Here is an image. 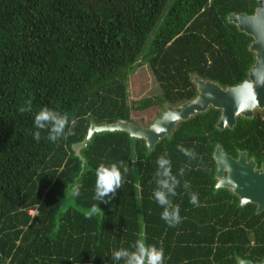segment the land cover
I'll use <instances>...</instances> for the list:
<instances>
[{
    "label": "trees",
    "instance_id": "16d2710c",
    "mask_svg": "<svg viewBox=\"0 0 264 264\" xmlns=\"http://www.w3.org/2000/svg\"><path fill=\"white\" fill-rule=\"evenodd\" d=\"M256 7V0H0V264H123L113 250H131L137 239L162 248L164 264L264 261V212L189 202L213 173L204 135L216 141V110L179 121L151 151L123 131L94 133L77 154L72 148L90 123L147 127L131 112L193 99V76L220 86L243 81L254 63L252 38L227 16ZM141 65L161 93L131 107L128 81ZM29 103L32 111L21 113ZM44 106L67 114L69 126L75 119L74 134L53 143L40 130L37 142L34 115ZM165 153L180 181L170 197L180 208L176 227L153 198ZM202 160L211 171L201 170ZM101 163H117L123 176L109 203L94 199ZM77 184L73 197L67 189ZM93 205L101 212L87 218Z\"/></svg>",
    "mask_w": 264,
    "mask_h": 264
},
{
    "label": "water",
    "instance_id": "95a60500",
    "mask_svg": "<svg viewBox=\"0 0 264 264\" xmlns=\"http://www.w3.org/2000/svg\"><path fill=\"white\" fill-rule=\"evenodd\" d=\"M256 2L257 7L252 15L231 13L227 16V21L235 25L239 32L252 38L248 50L254 55V63L248 70L247 80L235 87H229L223 90L216 84L202 81L195 76L192 82L195 85L197 95L193 99L178 106H165L161 115L147 127L143 128L124 120H118L116 123L106 125H95L90 123L83 141L72 146L75 154L78 153V149L86 146L94 133L102 131L126 132L132 138L143 139L147 149L151 151L161 139L171 135L173 128L179 121L188 120L197 113L205 112L209 106L221 110L220 121L217 124L219 129H222L225 125L231 127L237 115L247 118L252 116L253 109H263L264 0H256ZM157 127L164 129V131L157 133L155 131ZM213 156L218 165L217 175H220L221 168L225 165V167L230 166L231 161L218 146L215 148ZM247 168L248 174H251L253 177L251 186L255 182L254 180L259 178V183L255 185H258V189L264 190V175H259L257 172L251 171L250 166ZM262 168L264 169V165ZM253 201H255L257 205L256 213H260L264 210V202H261L260 199H253ZM237 264H264V261L252 263L248 260H238Z\"/></svg>",
    "mask_w": 264,
    "mask_h": 264
},
{
    "label": "clouds",
    "instance_id": "9594fccd",
    "mask_svg": "<svg viewBox=\"0 0 264 264\" xmlns=\"http://www.w3.org/2000/svg\"><path fill=\"white\" fill-rule=\"evenodd\" d=\"M31 112V104L27 107H21L20 112ZM76 124L75 119L71 121L69 126V118L67 114L61 113L47 106L42 107L34 115V127L37 131L33 132V138L39 142L41 139V131L46 130L48 132L47 139L53 143L57 140L67 138V136L73 135V128ZM67 128V132L65 129ZM157 133L164 131L161 128H155ZM177 150L190 160L196 159V153L192 149H188L183 145H177ZM157 170L154 174L153 181L156 188L153 191V198L157 204L163 209L161 213V219L169 226L176 227L181 223L180 208L179 205L173 204L170 197H174L176 189L180 186V181L176 175L172 173L171 161L167 158V153L160 155L156 160ZM126 172L127 169L125 168ZM184 168L180 169L179 175H184ZM96 173V186L94 199L99 202L109 203L112 198L115 197L118 189L122 187L123 176L120 171V167L117 163L105 165L99 164L95 170ZM185 190L190 188L189 182L185 181L183 184ZM67 191L73 196L78 197L80 195L79 185H74ZM111 194V196L109 195ZM189 202L194 206L198 205V194L189 193ZM101 212L98 205H93L91 212L87 218H91L93 213ZM112 258L119 262L123 261V264H164V251L162 248H158L156 245H149L143 239H137L132 245L131 250L126 248H120L113 250Z\"/></svg>",
    "mask_w": 264,
    "mask_h": 264
},
{
    "label": "flooded vegetation",
    "instance_id": "af4514ba",
    "mask_svg": "<svg viewBox=\"0 0 264 264\" xmlns=\"http://www.w3.org/2000/svg\"><path fill=\"white\" fill-rule=\"evenodd\" d=\"M247 76L243 81L247 80ZM199 79L205 82L214 83L210 80ZM243 81L230 86H220L217 83L214 84L224 90L229 87H235ZM164 109L165 105L164 108L160 109V115ZM209 109H214L218 112V117L213 124L218 133L214 134L216 141H211L208 132L204 135L207 142L212 145V166L210 168L213 169V173L208 180H204L199 185V204L239 207L254 206L256 213L257 205L253 199H260L261 202H264V190L258 189V185H255L259 183V178L254 180L256 183L254 182L251 186L253 177L251 174H248L247 167L250 166L251 171L257 172L259 175H264V169L262 168L264 165V108L253 109L251 117L246 118L237 115L234 123L231 124V127L225 125L222 129L217 127L221 117V110L209 106L206 111ZM228 131H232L233 133H229ZM201 144H203V141ZM217 146L221 148L231 161L230 166L225 167V165L221 168L220 175H217L218 165L213 156ZM208 163L211 164L210 161H208ZM199 167L201 170L211 171L210 168H208V170L204 168L203 160L201 161V165L199 163ZM262 212H264V210L260 213Z\"/></svg>",
    "mask_w": 264,
    "mask_h": 264
},
{
    "label": "rangeland",
    "instance_id": "374dc122",
    "mask_svg": "<svg viewBox=\"0 0 264 264\" xmlns=\"http://www.w3.org/2000/svg\"><path fill=\"white\" fill-rule=\"evenodd\" d=\"M128 102L131 107H136L139 101L154 99L161 93L158 82L152 75L148 65L138 66L128 81ZM160 112V107L151 106L144 110H133L132 117L142 126L152 123Z\"/></svg>",
    "mask_w": 264,
    "mask_h": 264
},
{
    "label": "built area",
    "instance_id": "2783aa9c",
    "mask_svg": "<svg viewBox=\"0 0 264 264\" xmlns=\"http://www.w3.org/2000/svg\"><path fill=\"white\" fill-rule=\"evenodd\" d=\"M36 212L35 211H30V214L31 215H34Z\"/></svg>",
    "mask_w": 264,
    "mask_h": 264
}]
</instances>
